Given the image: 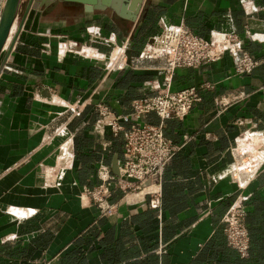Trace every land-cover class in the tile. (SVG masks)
<instances>
[{
    "label": "crops",
    "instance_id": "crops-1",
    "mask_svg": "<svg viewBox=\"0 0 264 264\" xmlns=\"http://www.w3.org/2000/svg\"><path fill=\"white\" fill-rule=\"evenodd\" d=\"M120 6L43 0L25 16L0 73V264H264V152L249 183L230 180L235 150L264 149V0H141L133 21L130 1ZM178 26L203 38L236 34L257 66L235 75L225 53L176 69L171 91L201 87L183 120L164 123L181 149L154 194L116 189L103 216L84 191L116 175L124 143L98 129V107L126 115L133 100L163 91L166 63L149 48ZM236 200L244 258L222 232Z\"/></svg>",
    "mask_w": 264,
    "mask_h": 264
},
{
    "label": "built area",
    "instance_id": "built-area-1",
    "mask_svg": "<svg viewBox=\"0 0 264 264\" xmlns=\"http://www.w3.org/2000/svg\"><path fill=\"white\" fill-rule=\"evenodd\" d=\"M160 38H163V50L154 53L158 57H165L166 76L163 91L157 95L133 100L130 113L126 115L112 116L106 107H98L101 117L97 123L98 129L109 128L114 137L121 135L124 143L117 174L84 191V195L103 216L116 207L109 202L116 189L126 196L151 186H159L167 164L181 149V146L166 138L164 123L170 119L183 120L194 104L201 101V87L192 86L171 91L172 76L176 69H197L203 64L219 60L225 53L232 57L235 75H249L257 66V62L244 51L243 41L234 33H211L209 38H203L178 26L166 28ZM124 66L125 56L119 67ZM148 114L156 115L160 121L159 125L140 123V119ZM234 156L235 164L238 165L230 173V180L242 188L256 175L261 164H254L253 157L246 151L235 150ZM238 169L250 171L242 182L239 176L244 173L241 174ZM151 190L149 194H154ZM221 222L227 245L244 258L248 253L250 240L245 226L242 201L236 200Z\"/></svg>",
    "mask_w": 264,
    "mask_h": 264
},
{
    "label": "water",
    "instance_id": "water-1",
    "mask_svg": "<svg viewBox=\"0 0 264 264\" xmlns=\"http://www.w3.org/2000/svg\"><path fill=\"white\" fill-rule=\"evenodd\" d=\"M43 0H29L24 15L17 26L7 48L5 49V44L9 39V35L11 34V28L14 25V22L18 16L19 7L21 0H4L1 12H0V55L3 51L4 56L0 62V73L5 67V63L9 54L15 44L18 35L23 27V23L25 20V16L28 13L31 7H38L39 3ZM70 2H78L81 4L88 5V10H103L106 7L110 6L114 11L120 13V5L122 1H130V13H128L127 18L129 20H136L137 15L139 13L140 7L139 3L141 0H66ZM126 64L130 63V52H126ZM114 173L117 174V167H114Z\"/></svg>",
    "mask_w": 264,
    "mask_h": 264
},
{
    "label": "bare ground",
    "instance_id": "bare-ground-1",
    "mask_svg": "<svg viewBox=\"0 0 264 264\" xmlns=\"http://www.w3.org/2000/svg\"><path fill=\"white\" fill-rule=\"evenodd\" d=\"M12 27H13V26H12ZM11 29H12V28H11ZM171 38H173V37H171ZM162 43H163V38H158V39L155 41V43H154L153 45L150 46L149 50L152 51V52H153V51H155V52H161V51L163 50V49H161V48H162V46H161ZM5 45H6V44H5ZM4 48H5V47H4ZM158 49H159V50H158ZM123 59H124V56L121 55V56L119 57V59L117 60V61H118V66L122 64ZM249 150H250L251 153H254V152L256 151V148H247V149H245L246 152L250 153ZM260 153H261V151H260ZM251 156L253 157V163H254V164H259V159H261V158L256 159L255 156H253V155H251ZM257 157H260V156H257ZM244 164H247V163H244ZM251 164H252V162H251ZM238 171H241V170L238 169ZM242 172H243L244 174H242ZM241 174H242V175L239 176V178H240V180H241V182H242V181H244V177H245L247 174H250V171H249V170H243V171H241ZM153 188H154V187L151 186V187H149V189L142 190L140 194H144L145 192H147V191H149V190H151V189H153Z\"/></svg>",
    "mask_w": 264,
    "mask_h": 264
},
{
    "label": "rangeland",
    "instance_id": "rangeland-1",
    "mask_svg": "<svg viewBox=\"0 0 264 264\" xmlns=\"http://www.w3.org/2000/svg\"><path fill=\"white\" fill-rule=\"evenodd\" d=\"M3 2H4V0H0V11H1V8H2V5H3ZM26 3H27V0H23V2L20 3V8H19L18 16H17V18H16V20H15V22H14L15 28H14L12 34L9 35V42H10V40H11V38H12V36H13V34H14V32H15V30H16L18 24H19V21H20V19H21V17H22V14H23V12H24V9H25V6H26ZM160 37H161V36H160ZM160 37H159V38H160ZM9 42L7 43V46L9 45ZM7 46H6V48H7ZM6 48H5V49H6ZM4 52H5V51H3V52L1 53V55H0V61H1L2 57H3V55H4ZM121 55H123V53H122ZM160 58H161V57H160ZM162 58H164V60H165V57H164V56H163ZM257 148H258V146H257ZM259 148H260V146H259ZM259 148H258V150L256 149V151H255L254 153H251V152L249 151L250 154L253 155V156H255L257 159L261 158V156L263 157V155H264V153H263V154H261V156H260V151L262 150V151L264 152V149H263V147H262L261 149H259ZM244 151H245V150H244ZM241 152H242V150H241ZM257 156H260V157H257ZM259 160H260V159H259ZM261 160H262V158H261ZM237 165H238V164H233V166H232V168H231V172L234 171V169H235V167H236Z\"/></svg>",
    "mask_w": 264,
    "mask_h": 264
}]
</instances>
